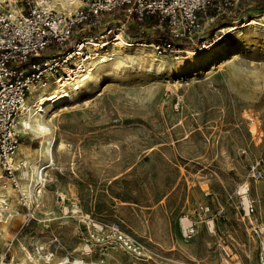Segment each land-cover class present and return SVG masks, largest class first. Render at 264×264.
<instances>
[{"label":"rangeland","instance_id":"1","mask_svg":"<svg viewBox=\"0 0 264 264\" xmlns=\"http://www.w3.org/2000/svg\"><path fill=\"white\" fill-rule=\"evenodd\" d=\"M74 3L62 12L87 0ZM12 5L28 9L26 0H0L5 12ZM109 19L77 26L73 38L100 34V23ZM203 20L178 56L195 57L226 43L231 49L212 62L160 74L120 71L50 116L57 141L41 194L28 202L20 188L0 179V188L10 186L16 199L0 218V264L18 260L23 247L38 258L35 264H62L67 257L72 264L81 258L90 264H263L264 0H241L231 13ZM237 21L254 22L242 41L233 28ZM135 31L138 39L122 34L147 45L166 37ZM51 80L54 75L36 85ZM18 132V146L32 153L40 146L39 134ZM15 166L21 187L25 166L19 158ZM242 184L250 188V214L237 194ZM200 204L210 211L186 240L179 217L194 216ZM87 215L104 226L118 224L142 255L104 232L92 238L93 252L84 256L82 242L90 234L79 218Z\"/></svg>","mask_w":264,"mask_h":264},{"label":"built area","instance_id":"2","mask_svg":"<svg viewBox=\"0 0 264 264\" xmlns=\"http://www.w3.org/2000/svg\"><path fill=\"white\" fill-rule=\"evenodd\" d=\"M240 1L87 0L85 6L71 12H59L26 0L28 9L21 10L19 14L0 9V179H7L13 187L20 188L18 168L12 162L20 135L15 124L31 92L30 85L38 84L50 74L55 76L56 83L61 87H68L81 79L90 71L88 61L99 54L109 56L110 42L118 37V33L124 32L129 36L128 27L122 28L118 21L117 25H113L112 18L124 17L131 24L139 22L149 26L154 22L151 25L154 27L152 31L165 32L166 37L160 41H150L149 44L160 54L177 55L185 50L184 41H193L203 29L204 18L213 21L219 15L229 14ZM107 18L110 19L100 23L104 25L100 34L73 38L77 26L90 25L92 21L96 25ZM91 40L98 41L100 48L94 49ZM254 176L258 179L261 173L255 172ZM237 194L245 212H254L249 185L242 184ZM209 211L208 205L200 204L195 208L194 216L182 214L179 217L181 236L186 240L191 239L198 222L204 220ZM79 221L86 234H90L82 242L81 251L84 256L93 252L92 238L104 232L111 234L116 242L120 241L128 252L142 255L141 245L123 233L118 224L104 226L88 215L79 218ZM76 262L94 263L83 258ZM61 263L72 264L68 257Z\"/></svg>","mask_w":264,"mask_h":264},{"label":"bare ground","instance_id":"3","mask_svg":"<svg viewBox=\"0 0 264 264\" xmlns=\"http://www.w3.org/2000/svg\"><path fill=\"white\" fill-rule=\"evenodd\" d=\"M36 1L45 8H53L59 12L71 10L75 4L74 0ZM10 11L14 15L20 13L16 5H12ZM253 23L246 21L240 24L237 21L233 24L240 41L243 40L245 27ZM122 33H118V37L110 42L112 45L111 54L109 56L99 54L88 61L90 71L68 87H61L56 83V80H51L42 85H30L31 93L17 115L15 127L20 132L32 131L39 134L41 136L40 146L33 153L23 146H18L12 158L13 163L19 158L25 166L20 173L22 178L20 191L28 202H32L35 197L41 194L42 187L46 182L44 172L54 163V147L57 140L47 120L56 112L57 108L75 102L82 95L88 94L104 80L117 75L120 71L145 68L160 74L167 70H187L191 66H205L215 60L216 56L224 53L225 50L231 49L226 43H221L203 50L195 57L191 55L178 56L179 54H177L176 57L167 59L163 55L154 54L150 45L128 41ZM100 46L98 41H92L94 49H98ZM50 75L53 76V74ZM62 143L61 145H63ZM14 196L15 192L10 186L0 188V218L3 216V211L13 209L12 207L16 203ZM21 252L22 257L18 260L9 261L8 264H35L37 262L38 258L33 256L26 247H23ZM261 261L264 264V257L261 258Z\"/></svg>","mask_w":264,"mask_h":264},{"label":"crops","instance_id":"4","mask_svg":"<svg viewBox=\"0 0 264 264\" xmlns=\"http://www.w3.org/2000/svg\"><path fill=\"white\" fill-rule=\"evenodd\" d=\"M111 21H113V25H117L118 22H120V24L122 25V28H125L126 26L129 27L130 25H133V26L135 27V29H136V28H139V31L145 30L148 34H149L150 31H152V30L154 29V27H151V25L153 26V23H154V22L150 23V26L147 25V24H145V23H139V22H135L134 24H131V23H130V20H127V19L124 18V17H115V18H112ZM117 21H118V22H117ZM138 35H139V34L137 33V36H138ZM151 37H152V36H151ZM151 37L149 36V37H147V38L149 39V38H151ZM21 144H23L22 141H20V142L18 143V145H21Z\"/></svg>","mask_w":264,"mask_h":264},{"label":"trees","instance_id":"5","mask_svg":"<svg viewBox=\"0 0 264 264\" xmlns=\"http://www.w3.org/2000/svg\"><path fill=\"white\" fill-rule=\"evenodd\" d=\"M259 1H261V0H259ZM127 33L130 34L133 37V39H138V36L136 34V31H135V27L133 25L128 27ZM162 33L164 34L165 32H162ZM186 41L187 40H185V42Z\"/></svg>","mask_w":264,"mask_h":264}]
</instances>
